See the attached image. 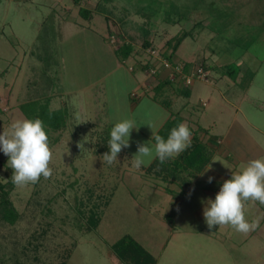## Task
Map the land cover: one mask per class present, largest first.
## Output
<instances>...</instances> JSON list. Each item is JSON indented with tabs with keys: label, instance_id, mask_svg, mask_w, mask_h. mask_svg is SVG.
<instances>
[{
	"label": "rangeland",
	"instance_id": "1",
	"mask_svg": "<svg viewBox=\"0 0 264 264\" xmlns=\"http://www.w3.org/2000/svg\"><path fill=\"white\" fill-rule=\"evenodd\" d=\"M81 8L92 11L91 19ZM185 32L173 62L193 65L192 95L228 92L253 122L251 131L264 129V0H0V132L27 118L21 105L38 99L69 111L67 128L51 134L53 175L11 190L20 220L0 224V258L7 264H123L113 245L126 236L157 264H264V228L243 234L230 225L207 227L202 201L215 200L208 194L213 184L193 183L199 173L183 171L193 184L186 191L162 179L152 168L155 159L132 166L137 143L152 139L148 126L157 130L166 118L149 97L168 74L158 78L144 66L155 68L152 51L168 56V42ZM147 39L156 49L144 46ZM127 44L134 52L124 60L116 51ZM215 66L198 80L200 70ZM178 73H169L159 99L179 98L186 81ZM135 79L144 91L136 90ZM124 119L136 124L130 147L113 164L103 163L111 129ZM210 120L195 115L192 137L201 139L198 123L206 127ZM8 159L0 150L4 184L12 182ZM220 162L216 158L211 168L231 176V162ZM249 202L246 219L260 226L264 215Z\"/></svg>",
	"mask_w": 264,
	"mask_h": 264
},
{
	"label": "clouds",
	"instance_id": "2",
	"mask_svg": "<svg viewBox=\"0 0 264 264\" xmlns=\"http://www.w3.org/2000/svg\"><path fill=\"white\" fill-rule=\"evenodd\" d=\"M148 127L153 133L151 141L138 142V152L131 159L132 166L136 169L150 164L154 159L164 163L190 146L192 133L186 123L173 127L167 139L157 133L154 124ZM134 129L136 124L131 119L114 124L107 143L110 152L103 154V163L113 164L117 161L118 154L130 147ZM77 147L84 149V143H78ZM0 150L9 157L7 167L13 170L11 181L17 187L35 184L41 177L48 179L53 175L49 166L53 152L44 123L39 118L15 120L8 130L0 132ZM213 179L209 177L208 182L211 183ZM247 201H258L264 205V157L251 160L239 172L232 173L231 178L222 183L214 201L211 198L202 201L207 227L211 230L216 225H230L243 234L255 231L259 227V221L249 222L246 219L244 208Z\"/></svg>",
	"mask_w": 264,
	"mask_h": 264
},
{
	"label": "crops",
	"instance_id": "3",
	"mask_svg": "<svg viewBox=\"0 0 264 264\" xmlns=\"http://www.w3.org/2000/svg\"><path fill=\"white\" fill-rule=\"evenodd\" d=\"M217 69V66L207 67V74L214 73ZM165 73L168 74V72ZM227 75L230 74L227 72ZM219 78L220 77H217V80H220ZM136 81V90L144 91L146 88L142 86V81ZM204 84L210 83L206 82ZM163 90H165V88ZM131 97L133 98L132 95ZM143 97H147L146 93ZM143 97L134 99L140 100ZM177 97L179 98H173L171 101L167 99L164 100V102H162L159 98L149 97L155 105L164 109L166 112L165 121L159 128H157L156 131L159 133L168 121L179 116L182 119V123H186L188 125L193 135V130L190 126L193 123L195 115L200 121H204L206 119L210 120L211 118L209 116L212 114L213 118L210 120L211 123L207 124L206 127L201 126L198 123L199 128L197 127V130L202 134V137L199 140L203 145H205L206 150L211 153L212 158L208 166L201 173H199V178L194 180L193 183L200 182L199 179L201 178L208 182L209 177H213L214 179L211 182L213 184V192H205L209 195L212 194V197L215 199L216 195L220 191L222 183L225 180L230 179L232 173L239 172L249 161L264 157V129L255 127L256 131H251L254 127L253 122L241 110V107H238L235 103H233L231 100L232 98L228 95V92L226 93L220 91L218 95L209 92L204 95H199L197 98L192 95V89L186 85L184 88L181 86L180 89H177ZM213 104L214 106L212 110L214 112L212 113V111H209V108H211ZM135 106H138V103L134 102L132 108ZM240 115L243 116L244 122L239 120ZM192 135L190 139V146L194 141V137H192ZM203 136L208 137L207 141L204 140ZM177 157H179V155ZM176 158L170 159L175 160ZM216 158L221 159L220 163L223 165L225 160L227 163L231 162V165L229 164V166H232L231 176L226 177L221 170L215 171L212 168L210 169ZM191 185L193 186V184ZM191 185L189 189H186V191H190ZM249 203V201L245 202V208L248 207ZM253 206L256 211H259L262 215H264V205L256 201L253 203ZM260 226L257 231H260V228H264V218Z\"/></svg>",
	"mask_w": 264,
	"mask_h": 264
},
{
	"label": "trees",
	"instance_id": "4",
	"mask_svg": "<svg viewBox=\"0 0 264 264\" xmlns=\"http://www.w3.org/2000/svg\"><path fill=\"white\" fill-rule=\"evenodd\" d=\"M74 1L77 4L81 2V0ZM80 15L84 19H91L92 11H90L89 9L81 8ZM143 31L145 32L146 36H149L150 30L143 29ZM189 34L190 33L185 32L180 37H177L175 41L168 42V45L172 47L173 51L168 56H166V53H164V56L169 62L174 64V66H177L179 64L173 62V56L184 39L189 36ZM144 46L146 48L152 47V49H156V47L153 46L149 39L145 41ZM133 52V45L127 44L118 49L116 51V54L118 56H121L122 59L127 60L130 58ZM151 57L154 58L152 55ZM192 66L193 65L191 63H185L184 72L186 75L191 74ZM152 68L153 67H150V63H146L144 66L145 70H150ZM165 72L166 71L163 70L161 66H159V70L157 73L158 78H160L161 74ZM232 72L233 71H229L228 74H231ZM168 76H166V78L164 79H161V82L155 88V98H158V95H160L162 90L170 84L171 79H169ZM161 101L164 102V100L162 99ZM20 108L26 115L27 119L39 118L43 121L46 133L49 137V143L51 142V134L53 132L63 131L67 128L69 122L68 108H59L56 110H52L50 98H46L45 100L38 99L32 101L21 105ZM180 123H182V119L177 116L174 119L168 121L158 134L167 139L171 129L178 126ZM211 158V153L206 150L205 145H203L202 142L198 139V136H194L192 145L189 146L185 151H183L179 155V157H177L175 160L168 159L164 163H160V161L156 159L152 164V168L157 170L159 174H162V179L165 182L175 183L181 188L186 187L187 189L190 187V182L182 177L181 174L183 173V171L186 170L187 172L194 171L195 173H201L208 166ZM13 187L14 183L12 182L11 184H4L0 182V224L16 226L20 220V213L14 206L13 202L10 200V193ZM90 222L92 223V225H96V217L92 216ZM113 249L121 262H123V264H157L155 257H153L140 243H138L130 236H126L116 244H114ZM0 264L7 263L3 258H0Z\"/></svg>",
	"mask_w": 264,
	"mask_h": 264
},
{
	"label": "built area",
	"instance_id": "5",
	"mask_svg": "<svg viewBox=\"0 0 264 264\" xmlns=\"http://www.w3.org/2000/svg\"><path fill=\"white\" fill-rule=\"evenodd\" d=\"M155 59H157L158 65L162 67L163 70H165L168 73H180L185 75V81H186V85L187 86H191L193 84L194 81V76H189L186 75L184 72V67L185 65H177L174 66V64H172L171 62H169L165 56L164 53H161L160 51H152L151 54ZM159 66H156L155 68H152V74L156 75L158 73L159 70ZM178 73V74H179ZM207 77V73H205L203 70H200L198 73V80H204Z\"/></svg>",
	"mask_w": 264,
	"mask_h": 264
}]
</instances>
